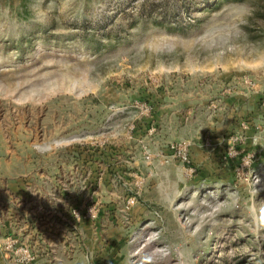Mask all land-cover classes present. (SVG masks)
Wrapping results in <instances>:
<instances>
[{
    "label": "rangeland",
    "instance_id": "374dc122",
    "mask_svg": "<svg viewBox=\"0 0 264 264\" xmlns=\"http://www.w3.org/2000/svg\"><path fill=\"white\" fill-rule=\"evenodd\" d=\"M264 0H0V264H264Z\"/></svg>",
    "mask_w": 264,
    "mask_h": 264
},
{
    "label": "clouds",
    "instance_id": "9594fccd",
    "mask_svg": "<svg viewBox=\"0 0 264 264\" xmlns=\"http://www.w3.org/2000/svg\"><path fill=\"white\" fill-rule=\"evenodd\" d=\"M261 147H264V146H261Z\"/></svg>",
    "mask_w": 264,
    "mask_h": 264
}]
</instances>
